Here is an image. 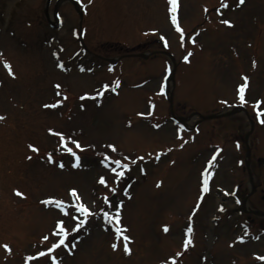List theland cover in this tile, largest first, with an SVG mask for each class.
Segmentation results:
<instances>
[{"label": "rangeland", "instance_id": "rangeland-1", "mask_svg": "<svg viewBox=\"0 0 264 264\" xmlns=\"http://www.w3.org/2000/svg\"><path fill=\"white\" fill-rule=\"evenodd\" d=\"M76 1L82 17L63 0L62 25L54 30L47 26L45 0H0V264H54L51 256L65 250L46 252L58 242L53 236L61 219L70 234L66 244H77L57 264H264L252 258L264 255V231L259 234L255 225L251 239L235 244L245 216L218 193L235 188L241 200L248 192L244 137L252 130L248 145L257 191L249 204L264 211V0H226L223 9L225 0H177V14L169 0ZM170 14L182 32L171 28ZM80 24L83 45L101 57L91 53L81 60L86 68L93 66L91 57L99 61L89 74L70 66L82 46L73 34ZM163 51L177 62L167 88L174 64ZM138 52L152 55L121 58L107 68L105 58ZM63 61L61 73L55 63ZM245 76L242 104L238 88ZM117 80L122 84L114 85ZM168 98L189 129L172 123ZM57 100L62 102L56 107H44ZM239 104L246 112L202 120L193 129L200 120L193 114H217ZM50 128L62 132L73 149L67 137L80 142L79 169L71 168L72 156ZM102 159L110 160L105 167ZM115 160L128 167L112 172L122 165ZM203 177L210 181L206 195ZM73 188L90 214L71 207L77 202L69 196ZM47 198L64 201L79 219L43 203ZM103 213L111 226L120 222L130 238L128 252L124 235L113 240ZM187 236L191 243L185 248Z\"/></svg>", "mask_w": 264, "mask_h": 264}, {"label": "snow or ice", "instance_id": "snow-or-ice-1", "mask_svg": "<svg viewBox=\"0 0 264 264\" xmlns=\"http://www.w3.org/2000/svg\"><path fill=\"white\" fill-rule=\"evenodd\" d=\"M89 2H90V0H89ZM239 2L242 4V3L244 2V0H239ZM169 3H170V5H171V10H172V12L175 13V11H176V7H177V0H169ZM222 7H227L226 0H225V2L222 4ZM172 21H173L174 24H177V19H176V16H175V15L172 16ZM222 22H223L224 24H226V25H230V24H231V22L228 21V20H223ZM177 30L182 32V30L179 28V25H178V24H177ZM184 59L187 60L188 57L185 56ZM4 67L8 70V72H9L10 75H14V73H13L12 70H11V65H10L7 61L4 62ZM61 67H62V65H61ZM243 79H244L245 83H244V84H241V85L239 86V88H238V97H239V100H240V102H241L242 104L245 103V94H244V93H245V88H246V86H247L246 82H247V80H248V77L245 76V77H243ZM55 87H56L57 89H59L61 86H60L59 84H57V85H55ZM103 87L106 89V88L109 87V85L105 84V85H103ZM65 99H66V97H65ZM61 102H62V101L57 100L56 103H54V104H52V105H44V107H56V106L59 105ZM259 104H260V101H256V105L258 106ZM259 114H260V113H259V110H258V115H259ZM0 119H3V117H0ZM261 123H264V119L261 120ZM48 132H49L50 134H53V135L58 136V137L60 138V143H61V145L63 146V149H64L65 151H67L68 153H70L73 157H75L76 161H79V156L77 155V153H76L75 151H73V148H71V147L68 146V144H67V142H66V138H65V136H64V134H63L62 132H59V131L54 130V129H51V128L48 129ZM67 140H70L71 143L75 146V148H77V149H81V150H82V146H81V144H80V142H79L78 140L72 139L71 137H67ZM28 147H29V149H31L32 151H38V149H37L34 145L29 144ZM108 147H109V148H112V150L115 151V147H114L113 145H108ZM28 158L30 159L31 157H28ZM48 159H49V161L51 162L52 157H51L50 154H49V156H48ZM113 162H114L115 164H118V165L121 164V161H119V160H115V161H113ZM59 166H60V167H63V163H60ZM121 167H122V168H127L128 166H127L126 164H123V165H121ZM110 170H111L112 172H114V173L117 171L116 168H111ZM123 174H124L123 172H120V173L118 174V177H119V176H123ZM99 183H101V184H107V181H105V179H104L103 177H100V179H99ZM208 183H209V182H208V179H207V177H205L204 180H203V191H204V192H207V191L209 190V188H208ZM111 191L114 193V192L116 191V189H115V188H112ZM69 194H70L72 197H75L76 200H77V202H76L75 204L71 205V207L75 208V210H76L77 212L84 213L85 215L90 214L89 209H88V208H87V207H86V206L80 201V199H79V195H78L76 189H74V188H73V189H70V190H69ZM17 195H21V196H22L23 194H22V193H19V192L17 191ZM105 199H107V198H105ZM43 203H45V204H52V203H55L56 206H57L58 208H60V209L63 211L64 216H68L70 220H78V219H79V217H72V216H70V213H69L68 209L65 207V202H64V201H59V200H56L55 198H47L45 201H43ZM105 215L108 216V213H105ZM109 218H110V219H115L117 222L119 221V217H109ZM56 228H58L59 231L56 232V231L54 230V235H55L56 237H59V235L62 233V234L64 235L65 239H67V236H68V229L65 227V221H64L63 219L58 220V221L56 222ZM164 230H165V231L168 230V229H167V226H164ZM119 231H120V229L117 228V232H119ZM186 231H187L188 233H191V232H192V228H191V227H188V228L186 229ZM42 239H43V240H48V236H44V237H42ZM129 239H130V238H129L128 236H124V237H123V240H124V250H125V252H128V251H129V249H128V243H127V241H128ZM237 239L243 241V237H238ZM190 243H191V240H190V239L187 240V241L185 242V244H184V247L187 248L188 245H189ZM60 245H64L65 247H67V244H65V240H64V239H61V240H58V242H54V243L52 244V247L49 248L48 250H49V251H52L54 248H57V247H59ZM3 247H4L6 250H9V251H10L9 246H8L7 244L3 245ZM73 247H74V245H73ZM112 247L115 249V248L117 247V245L114 243V244L112 245ZM38 255H44V253L41 252V253H38ZM177 255H180V253H177ZM53 259H55V258L53 257ZM259 259H260V260H264V256L259 257Z\"/></svg>", "mask_w": 264, "mask_h": 264}, {"label": "water", "instance_id": "water-1", "mask_svg": "<svg viewBox=\"0 0 264 264\" xmlns=\"http://www.w3.org/2000/svg\"><path fill=\"white\" fill-rule=\"evenodd\" d=\"M217 117H220V115L206 116V117H203V119H210V118H217Z\"/></svg>", "mask_w": 264, "mask_h": 264}, {"label": "bare ground", "instance_id": "bare-ground-1", "mask_svg": "<svg viewBox=\"0 0 264 264\" xmlns=\"http://www.w3.org/2000/svg\"><path fill=\"white\" fill-rule=\"evenodd\" d=\"M185 122L188 124L189 120H185Z\"/></svg>", "mask_w": 264, "mask_h": 264}, {"label": "flooded vegetation", "instance_id": "flooded-vegetation-1", "mask_svg": "<svg viewBox=\"0 0 264 264\" xmlns=\"http://www.w3.org/2000/svg\"><path fill=\"white\" fill-rule=\"evenodd\" d=\"M250 220H252L250 217H249Z\"/></svg>", "mask_w": 264, "mask_h": 264}]
</instances>
